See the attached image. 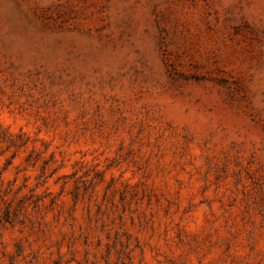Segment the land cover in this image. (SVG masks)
Segmentation results:
<instances>
[{
    "label": "rangeland",
    "instance_id": "rangeland-1",
    "mask_svg": "<svg viewBox=\"0 0 264 264\" xmlns=\"http://www.w3.org/2000/svg\"><path fill=\"white\" fill-rule=\"evenodd\" d=\"M0 264H264V0H0Z\"/></svg>",
    "mask_w": 264,
    "mask_h": 264
}]
</instances>
